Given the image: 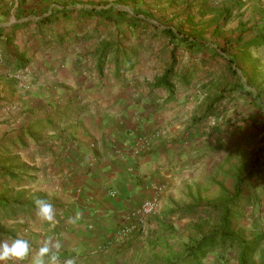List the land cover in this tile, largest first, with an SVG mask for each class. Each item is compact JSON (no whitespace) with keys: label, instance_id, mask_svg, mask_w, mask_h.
<instances>
[{"label":"crops","instance_id":"0c3cea01","mask_svg":"<svg viewBox=\"0 0 264 264\" xmlns=\"http://www.w3.org/2000/svg\"><path fill=\"white\" fill-rule=\"evenodd\" d=\"M212 8V0H0V151L12 152L0 164L12 162L7 188L23 194L13 208H24L0 223V240L24 238L35 250L59 239L61 260L77 264H238L236 243L192 252L218 229L212 208L233 193L228 145L211 138L205 126L215 118L200 112L191 86L200 67L177 57H225L228 45L210 41L231 30L230 19L217 15L225 27L214 32ZM251 37L236 48L261 38ZM156 194V214L118 239L127 215ZM36 198L54 205L55 223L36 218ZM241 204L236 233L261 238L250 264H264L263 209L255 197Z\"/></svg>","mask_w":264,"mask_h":264},{"label":"rangeland","instance_id":"374dc122","mask_svg":"<svg viewBox=\"0 0 264 264\" xmlns=\"http://www.w3.org/2000/svg\"><path fill=\"white\" fill-rule=\"evenodd\" d=\"M251 1L255 2V5ZM257 1L259 0H212V15L216 29L214 32H220L225 27V25L222 27L225 23L217 20V15L230 19L228 29L232 31L226 30L219 35L214 34L210 41L222 47L228 45L229 51L224 53L225 57L202 53L187 60L186 55H177L180 62L183 58L186 59L184 63L189 62L190 69L200 67L193 71L191 86L194 96H198L203 102L204 109L201 107L200 112L212 114L215 118L205 126L211 131L209 132L211 138L216 141L224 140L225 145H228L223 170H226L228 180L225 183L231 192L234 186L232 177L243 170L251 152L264 145V137L261 134L264 119L261 112L253 106L264 101V48L252 47L248 53L236 48L237 43L251 39L252 34L257 33L259 37H264V0H260V5ZM188 11L190 12V9ZM236 24L238 29L233 30ZM200 31L202 34L206 33L204 28ZM243 34L247 35L246 39ZM230 58L235 59L237 67H233ZM216 127L220 129L217 132L218 138L215 137ZM210 128L214 129L209 130ZM251 184H254V181ZM263 186L264 178L261 176L251 188L256 195L258 208H262L263 211L260 212L264 214V194L261 193L260 197L256 194L259 188L263 191ZM248 192V189L244 191V204L240 203L244 208L251 202V194ZM209 198L212 202L217 200L213 196ZM204 199L198 195V203L204 202ZM260 220L264 224V218Z\"/></svg>","mask_w":264,"mask_h":264},{"label":"trees","instance_id":"16d2710c","mask_svg":"<svg viewBox=\"0 0 264 264\" xmlns=\"http://www.w3.org/2000/svg\"><path fill=\"white\" fill-rule=\"evenodd\" d=\"M182 39H177V41L187 44V46L190 45L191 47H195V45L192 44L188 45L189 41L187 38L182 37ZM197 42L201 43V41ZM262 44H264V37L254 38L253 40L246 43L245 50L248 53L252 47H259ZM221 50L224 51L225 49L221 48ZM230 61L233 67H237V62L235 61V59L230 58ZM172 71L173 70L170 68L168 72H166V75L160 82V84H164L166 82L165 79H167L172 74ZM242 91L246 92L245 90ZM253 106L258 109L259 112H261L260 114L264 119V101L262 100L259 104H253ZM261 134H263L264 137V120ZM10 152L11 151L7 150L0 151L1 158L9 156L12 153ZM10 164H12V162H10ZM10 164H7L6 162L0 164V179L2 180L0 182V192L2 191V193L0 194V223L14 220L17 215H20L21 212H24V208L20 209V211L13 208L17 204L21 203L23 194H17V196L13 198L11 190L7 188L10 186L11 182L16 179L17 173L16 171H13L8 167V165ZM244 165L245 166L243 167V170H240V173L237 175L239 178L235 180L233 193L227 199H222V206H214L212 208L213 212L219 215L218 229L211 232L208 237H204L200 242L196 243L195 247L192 248V252H196L199 250L202 251L205 245L209 247V249H211L216 245L217 242L223 244L227 242L231 244L236 243L237 247L240 249L238 264H250L252 255L254 254L258 244L260 243L261 238L259 240L256 239L248 241L244 237L236 233V227L234 223L236 222V217L239 215L237 213H239L240 210L236 206H238V204H240L242 200V191L244 192L248 189V193L251 194V199H254V197H256L251 186L256 184V179L258 177L262 176L264 178V145L258 149H254L249 155L247 163ZM21 170L23 169L20 168L19 172H22ZM5 177H7L8 179L3 181ZM253 181L254 184H251ZM2 235H5V231L2 227H0V236Z\"/></svg>","mask_w":264,"mask_h":264},{"label":"clouds","instance_id":"9594fccd","mask_svg":"<svg viewBox=\"0 0 264 264\" xmlns=\"http://www.w3.org/2000/svg\"><path fill=\"white\" fill-rule=\"evenodd\" d=\"M35 216L42 223L53 224L56 220L54 205L48 200H34ZM78 218V217H77ZM63 245L59 239L47 237L33 250L27 239L8 237L0 240V264H77L76 258L61 260Z\"/></svg>","mask_w":264,"mask_h":264},{"label":"built area","instance_id":"2783aa9c","mask_svg":"<svg viewBox=\"0 0 264 264\" xmlns=\"http://www.w3.org/2000/svg\"><path fill=\"white\" fill-rule=\"evenodd\" d=\"M149 141H142V145L148 146ZM141 152L140 149L134 151L136 155ZM158 207V195L144 200L141 205L131 211L126 217V223L120 228L117 238L120 240L128 239L139 228H143L146 225L148 218L156 214Z\"/></svg>","mask_w":264,"mask_h":264}]
</instances>
